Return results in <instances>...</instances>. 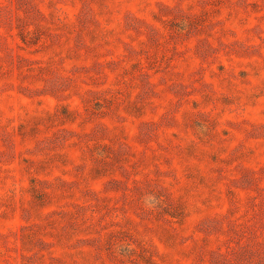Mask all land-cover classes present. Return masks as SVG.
<instances>
[{"label": "rangeland", "instance_id": "374dc122", "mask_svg": "<svg viewBox=\"0 0 264 264\" xmlns=\"http://www.w3.org/2000/svg\"><path fill=\"white\" fill-rule=\"evenodd\" d=\"M0 264H264V0H0Z\"/></svg>", "mask_w": 264, "mask_h": 264}]
</instances>
